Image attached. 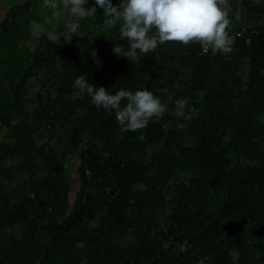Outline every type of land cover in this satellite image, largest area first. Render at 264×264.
Instances as JSON below:
<instances>
[{
    "label": "trees",
    "instance_id": "1",
    "mask_svg": "<svg viewBox=\"0 0 264 264\" xmlns=\"http://www.w3.org/2000/svg\"><path fill=\"white\" fill-rule=\"evenodd\" d=\"M30 4L0 26V264H264V0H228L231 53L166 42L139 67L99 8L29 51ZM77 75L170 111L121 131Z\"/></svg>",
    "mask_w": 264,
    "mask_h": 264
},
{
    "label": "clouds",
    "instance_id": "2",
    "mask_svg": "<svg viewBox=\"0 0 264 264\" xmlns=\"http://www.w3.org/2000/svg\"><path fill=\"white\" fill-rule=\"evenodd\" d=\"M87 5L88 0H44V7L52 9L56 18L62 16L63 10L68 12L73 31L79 28L80 20L95 17L97 9H102L105 27L119 24L120 36L127 41L126 49L117 45L113 53L137 67L141 57L166 42L198 44L205 53L211 50L214 55L233 51L234 41L228 31L231 26L228 0H120L116 6L112 0H94V4ZM44 35L53 44L59 39L54 30ZM73 87L90 96L97 108L114 111L121 131L145 128L153 118L160 119L170 111L168 103L146 88L133 92L121 87L110 94L105 87L89 84L85 75H77ZM122 101L126 104L122 105ZM167 101L173 102L172 94ZM174 104L171 115L175 117L191 120L199 115L197 108L189 106L187 98L177 99Z\"/></svg>",
    "mask_w": 264,
    "mask_h": 264
},
{
    "label": "rangeland",
    "instance_id": "3",
    "mask_svg": "<svg viewBox=\"0 0 264 264\" xmlns=\"http://www.w3.org/2000/svg\"><path fill=\"white\" fill-rule=\"evenodd\" d=\"M33 3L30 7V15L26 16L25 20L28 21V30L30 31V37L27 40H22L19 42V45L25 46L29 51L34 52L36 46L45 45L48 41L47 36L44 35L48 31H55L59 38L70 37L69 30L71 25L64 24V13L63 10L62 16L58 19L53 15V10L50 8L44 7V0H31ZM59 40V39H58ZM38 91V88H33L31 90V98ZM73 159H70L66 162V168L69 170V174L72 171ZM74 171V170H73Z\"/></svg>",
    "mask_w": 264,
    "mask_h": 264
},
{
    "label": "crops",
    "instance_id": "4",
    "mask_svg": "<svg viewBox=\"0 0 264 264\" xmlns=\"http://www.w3.org/2000/svg\"><path fill=\"white\" fill-rule=\"evenodd\" d=\"M26 0H0V26L7 19L8 11L16 8L17 6H22ZM30 3L33 2L30 0ZM30 4V7H31ZM18 8V7H17ZM67 18L66 10L64 13V20ZM64 24H68L65 21Z\"/></svg>",
    "mask_w": 264,
    "mask_h": 264
},
{
    "label": "built area",
    "instance_id": "5",
    "mask_svg": "<svg viewBox=\"0 0 264 264\" xmlns=\"http://www.w3.org/2000/svg\"><path fill=\"white\" fill-rule=\"evenodd\" d=\"M241 35H242V34L239 33V32L236 33V36H238V37H240ZM200 49H201V53H202V54H207V53L211 52V50H209L208 52L205 53V52L203 51V49H202L201 46H200ZM86 174L88 175L89 173L86 171ZM181 249L184 250V249H185V245H183V246L181 247ZM197 264H203V262L200 261V262H197Z\"/></svg>",
    "mask_w": 264,
    "mask_h": 264
}]
</instances>
